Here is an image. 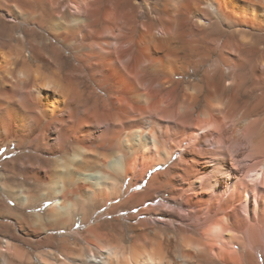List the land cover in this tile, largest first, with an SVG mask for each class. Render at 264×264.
<instances>
[{
    "label": "bare ground",
    "instance_id": "1",
    "mask_svg": "<svg viewBox=\"0 0 264 264\" xmlns=\"http://www.w3.org/2000/svg\"><path fill=\"white\" fill-rule=\"evenodd\" d=\"M0 9V264H264V0Z\"/></svg>",
    "mask_w": 264,
    "mask_h": 264
},
{
    "label": "rangeland",
    "instance_id": "2",
    "mask_svg": "<svg viewBox=\"0 0 264 264\" xmlns=\"http://www.w3.org/2000/svg\"><path fill=\"white\" fill-rule=\"evenodd\" d=\"M0 18L2 21L8 22V23L10 22L9 24L13 23L12 21H10V18L8 17V15L5 14L4 11H2V9H0ZM23 24H26V23H23ZM228 127H226L227 130H228ZM14 156H15V154L8 155L6 158H4V160L0 161V170H1V166H3V164H5V162H7L9 159L13 158ZM147 183H148V180L146 182L140 184L139 186H147ZM184 186H200V183L197 182V180L195 179L191 183L185 184ZM213 186H215V185H213ZM2 187L3 186H0V195H1L0 196V202H1L0 203V216L1 215H7V214H9V212H11L12 214H14L16 216H29V215H32L34 212H37L35 209H33L31 207L20 206L17 201H15L13 198H11L10 194L6 190H2ZM4 187L5 188L7 187V189H9V190H13V189H19L22 187L32 189V188H36L37 186H4ZM159 205H160V202H157L156 204H154V205L152 204L149 207L157 208V207H159ZM5 208H7L9 212L7 211V213H6ZM43 209H45V208H43ZM155 219H157V218H155ZM84 229H85V227L80 226L81 231H83Z\"/></svg>",
    "mask_w": 264,
    "mask_h": 264
}]
</instances>
